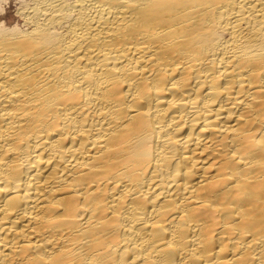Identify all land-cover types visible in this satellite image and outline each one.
Returning <instances> with one entry per match:
<instances>
[{
	"label": "bare ground",
	"instance_id": "obj_1",
	"mask_svg": "<svg viewBox=\"0 0 264 264\" xmlns=\"http://www.w3.org/2000/svg\"><path fill=\"white\" fill-rule=\"evenodd\" d=\"M16 2L0 264H264V0Z\"/></svg>",
	"mask_w": 264,
	"mask_h": 264
},
{
	"label": "rangeland",
	"instance_id": "obj_2",
	"mask_svg": "<svg viewBox=\"0 0 264 264\" xmlns=\"http://www.w3.org/2000/svg\"><path fill=\"white\" fill-rule=\"evenodd\" d=\"M10 8L8 9L9 11V16L11 17V20H16V7H17V2L16 0H12V3L9 6ZM15 8V9H14Z\"/></svg>",
	"mask_w": 264,
	"mask_h": 264
}]
</instances>
